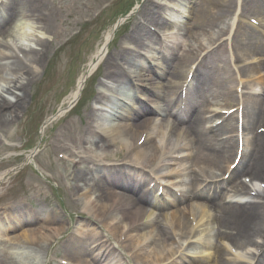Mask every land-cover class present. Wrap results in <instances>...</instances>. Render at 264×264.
<instances>
[{"label": "bare ground", "instance_id": "1", "mask_svg": "<svg viewBox=\"0 0 264 264\" xmlns=\"http://www.w3.org/2000/svg\"><path fill=\"white\" fill-rule=\"evenodd\" d=\"M231 0H225V7H230L233 2ZM0 6L3 7L2 13H0V30H7L6 34L9 33L10 38L14 40H29L30 38L26 37V35H20L17 26L14 25L13 19L17 16L27 17L31 16L33 10L35 13L37 12L35 0H5L2 2ZM43 9H45L46 15L45 20L49 19L52 15L54 16V12L49 10L48 4L45 1V6L43 5ZM208 9L211 11L209 12ZM259 4L253 0H247L243 7V12H250L253 16H260V20L264 23V19L261 17ZM200 15L203 14L202 17L193 16L194 19L203 18L205 16H212L213 21L222 22L225 11L222 9L211 10L210 6L207 4H201L199 9ZM147 18L153 20L158 19V14L156 11H151L147 14ZM19 18L16 19V21ZM44 20V22H45ZM15 21V22H16ZM22 25V22H20ZM24 26L28 25L27 22H23ZM189 24L186 23V29H188ZM51 26H48L50 29ZM45 27V30L48 31ZM20 30H24V28H20ZM53 30V27L50 31ZM145 29L141 25H134L133 31V41L137 46L142 45V37L148 35ZM23 32V31H22ZM177 32H173L170 29L165 35L166 42H170L176 36ZM259 34V30L251 26L249 24L245 25L238 34L234 33L233 36L228 37L229 45L231 44V50L234 58H238L237 54H242V56L256 55L259 52L264 53V41L257 35ZM261 33V32H260ZM4 32H0V38L3 41ZM232 37V38H231ZM231 38V39H230ZM6 40V39H5ZM4 40V43L7 42ZM31 40V39H30ZM33 40V39H32ZM227 41V43H228ZM173 42V41H172ZM2 45V44H1ZM0 45V47H1ZM38 46H40L39 50H23L25 52L26 66L20 59L13 58L17 62L8 65L7 68L0 66V103L5 105L6 110L0 114V130H2L7 124L5 119L16 113L18 111V103L17 101L10 102L4 96H7L8 92H20L27 86V82H25L24 78H21V75L24 77L29 74L28 72L21 71L23 69H29L28 64L32 63H41L42 55L47 51V44L45 42L38 41ZM178 46V45H176ZM174 47L171 53H166L163 58V67L159 69L158 74H154L155 76H151V81H156L162 78V75L166 74L168 76H172L176 79L180 77L183 78L187 71V58L189 56V52L184 50L180 55L177 54L178 47ZM204 46V44H203ZM105 49V47L103 48ZM221 49V48H219ZM24 54V53H23ZM9 60V54L0 50V61L1 57ZM256 56H253V58ZM103 52L98 50L90 59V63L87 65V69L83 71L80 75L76 89L72 91L64 100L63 104L67 105L73 100L78 92V89L84 84L86 80V73L92 71L95 67V64L102 61ZM115 64V59L110 57H105L103 59L104 67H110ZM210 63H208L209 65ZM32 67V65H31ZM186 68V71L185 69ZM32 70L34 68H31ZM264 70V63H260L258 67L250 68H242L243 74L249 72H255L258 70ZM122 72L116 74L115 78L122 80ZM201 75L199 77L193 78V82L190 87L186 91L185 96V111L184 114H180L178 111H175V107H178L180 103L179 99L171 102L170 97H173L174 90L176 88V84L172 87H168L167 85L160 84V89L166 90L167 98H161V103H165L168 107L167 111H163L162 109L159 111L162 117L170 118V123L167 126V129H170V133L163 134L158 133L157 128L158 124L152 123L153 121H161L162 119H154L152 117H148L149 110H146L141 107L139 111L133 113L132 117L125 118L122 124L113 125L112 129L106 128L105 134L107 137L104 138L110 139V141H114V138L119 140V143L127 149L130 147L131 143L134 144L135 140L139 138L140 134L143 132L145 127H150L148 131L147 138L144 140V143L133 149L131 154H128L132 158V162H134L137 166H144L150 164L157 150L160 149V145L162 142V138H166V142L173 140L175 138L180 140V143H184L185 148H187L186 152L189 150L188 160L189 164L198 163L204 164L202 162L209 161L210 165H223L224 159L229 156L231 150H235V141L234 138L227 137L225 139H217L218 137H224L232 132L233 122L229 119L223 121L219 126L215 128L207 127L208 120L203 118V108L207 107L206 104L210 103L213 99L217 97H222L227 103H236V98L231 87L230 81H227L225 73L222 72V69H218L216 72L211 71H203L200 72ZM109 78V77H108ZM4 85V86H3ZM264 85V80L260 79L255 86ZM83 87V86H82ZM174 88V90H172ZM151 96L154 97V94ZM250 98V99H247ZM178 102V103H177ZM176 103V105H175ZM108 105V104H107ZM179 108V107H178ZM243 117L249 120H254L257 122L252 127L255 129L256 126H261L264 124V92L261 94L259 98L247 97L244 96L243 108H242ZM120 118V116H119ZM237 121V120H236ZM249 122V121H248ZM248 122L242 126V134L243 138V151L241 156V163L238 166V171L243 173H248L249 171L254 177H260L264 179V134L255 135V133H251V128L248 126ZM161 124V123H159ZM178 124H186L185 130L178 129ZM162 125V124H161ZM104 127V126H103ZM235 133V130H234ZM87 139L90 136L89 133H86ZM100 139V141H102ZM137 141V140H136ZM72 142H75L72 140ZM101 143V142H100ZM98 143L97 145H99ZM94 147V146H93ZM99 147V146H98ZM101 148V147H100ZM234 148V149H232ZM232 154V155H233ZM81 162L87 163L88 159L82 158ZM191 162V163H190ZM207 165V164H205ZM249 170V171H248ZM97 174V179L91 180L87 178L86 168L79 169L74 174V179L81 184L82 186H88L89 188L95 190V198L96 201H93L90 206L85 207L88 210L90 215V219L87 223H77V226L73 230V234H71L64 243H61V247L71 254L75 259L80 258V264H86L90 262L96 264V261H101L103 264L109 263L111 260L114 261L115 264H121L120 259L108 244L103 242V234L99 232L100 229L102 232H106L110 239L116 238V245L121 246L123 248L132 247L135 243H140V248L134 253V262L136 264H144V261L150 260L151 264H183L182 260H184V254H181V259L174 260L170 263L165 262L168 260L174 253V250L167 249L163 254H153V253H144L142 252L145 247L150 245L151 243L157 244L159 247H165L166 240L168 238L167 234H163L162 239H157L154 235V227L157 224L156 220L159 219L162 212L168 213L167 217L175 219V228L177 231V235L179 238H187L190 231V226L188 223L180 218L179 212L177 209L174 211V208L178 206V204H184L192 199L195 201L201 200L204 204L203 207H200V211L193 208H188L191 211L195 212L198 217L196 218L194 224V234L192 237V243H200L202 242V236L210 237V240H216L219 237L226 239L232 244H235L237 248L250 246L254 243L255 238L263 239L264 242V206L257 205H236L231 204V200H225L223 197H217L216 194H213L212 197L207 195V191L202 192L198 190L199 183L201 182V178H199L194 172L187 169L185 173V182H186V191L182 194V200L177 201L173 196L167 194L169 202L156 204L152 200H145L144 193L135 194V187L138 183L143 182V176L138 172V170L134 168H122V173L116 171L114 166L109 168L100 167L95 169ZM103 173H105V177H103ZM120 177L119 179H114L115 177ZM77 185L73 186L75 190ZM177 188L180 185L176 186ZM90 191H86L81 195L80 201L91 197L88 195ZM219 198V199H218ZM218 199L220 203H215L217 206V210L215 212L212 211L211 215L206 212L205 209H209L207 203L210 201ZM207 206V207H206ZM117 208V211H115ZM153 210L157 212L154 216ZM50 216L47 218L48 225L55 224L50 230L47 229L45 232L38 228L36 231H23L21 237H14L15 239H20V241H26L31 244V252L23 257L18 259L17 261H9L7 264H41L45 256L49 253L48 246L50 243L57 237V232L62 231L65 227L60 226L62 223L60 221V217L50 210ZM26 215L28 219H33L30 213L22 214V216ZM165 217L163 226L165 227V221L167 220ZM146 220V223L143 221ZM8 222L14 221V216L8 214L7 218ZM19 223V220L18 222ZM10 230L16 229V223L11 224ZM209 225H214V231L211 232L209 230ZM22 226V225H21ZM124 232V239L119 243V235ZM6 233V231H4ZM11 239V238H10ZM206 241V240H204ZM221 241V239L219 240ZM256 243V242H255ZM204 247H210L209 243L204 244ZM257 247H262L261 244H257ZM166 248V247H165ZM214 251L213 255L209 258L203 260L207 261L209 264H242L241 258L235 257L228 259L224 255V248L220 246H216L213 242L211 246ZM107 250H110L108 255L104 257V254ZM162 252H164L162 250ZM188 253V252H187ZM263 257H260L257 261L258 264H264V251H262ZM224 257V258H223ZM70 260V258H67ZM72 262L79 261L71 260ZM188 262V260H186ZM256 263V264H257Z\"/></svg>", "mask_w": 264, "mask_h": 264}, {"label": "rangeland", "instance_id": "2", "mask_svg": "<svg viewBox=\"0 0 264 264\" xmlns=\"http://www.w3.org/2000/svg\"><path fill=\"white\" fill-rule=\"evenodd\" d=\"M48 1L50 4V8L57 12V18L53 25L54 33L48 34L44 31L45 34L40 37L41 39H49V46L47 48L46 55L42 59V63L40 65L34 66L35 69L40 73V75L35 77L33 80V84L30 83L23 91L21 107L19 108V112L14 115V117L18 120L13 124H9L8 127L0 132V169L23 160V156L21 155L26 154L28 150H30L31 147L33 148V146L37 143L38 132L42 121L47 117L49 112H53L56 107L59 106V102L61 98L64 97V94L74 88L78 72L82 70V67L87 62L90 54H92L95 51L96 47L101 43L100 40H102L103 34L111 26L113 20H115L116 17L123 13L126 8L132 6L136 8V0H122L121 3L119 2L115 6H112L109 10L102 14L96 22L93 21L90 24H84L81 21L84 18H90L93 13L92 11L86 10V8H93L95 11L101 4H103L107 0ZM136 5H138V9L134 12L133 16L128 19V21L123 23V27L121 26V28L118 30L121 32L115 36L114 41L111 43L112 46H109V52L107 51L109 55H111L112 53L111 48L113 47L114 49H117L124 40L126 34L131 31L134 26L133 21L137 24L140 23V20L149 23V20L145 21V19L140 18L142 13L139 11H141L144 6V0H139V3H136ZM155 8H153V6L150 7V9L153 10H155ZM228 20L229 17L224 20L223 26H226ZM23 21V19H20L22 25L20 22H17L16 24L20 35H24L22 33V30H20V28L22 27L24 28L23 32H30V28H27V25L24 26ZM211 21L212 20L210 19L203 20L202 23H205V25H209L212 23ZM37 22L38 20L36 18L34 20L32 19L28 21V23L33 25L34 27L38 25ZM196 24L197 23L193 24L194 27L198 26ZM215 26L220 27L221 25L217 24ZM215 26H207L204 29H215ZM192 29L189 30V33H187L184 40H186L188 37H191ZM7 34L9 35V33ZM73 34H75L74 38L66 44L64 40L72 36ZM38 35L40 36V34ZM202 36L203 34L196 36V40H201ZM20 42L21 44H25V40H21ZM26 43H28V41ZM30 45L34 47V42L31 41ZM190 49L192 53L198 50L194 40L191 43ZM257 54L263 55L260 54V52ZM249 56H243L241 58H247ZM222 65H224L223 62L220 64V66ZM103 72L104 69L102 70V68L100 67L98 72L96 73V75H98L99 77L101 76V80H97L98 82L95 81L94 78H91L89 80L87 89L85 90V92L89 91V93L87 94H90V91L93 90L94 86H97L99 82L102 81ZM86 96L84 97V94L82 95L81 101L79 102V104H77L74 110L67 115V118L54 122L46 127V129L44 130L42 143L40 144L41 147L44 148V150L39 155V157L36 158L35 162L53 163L52 157L50 156L47 149L52 147L55 150H59L57 146L61 145L59 141L63 139L59 138L58 131L63 128L61 127V125L65 120L68 119V122L65 125H70V127H72V130L74 131L71 133V136H77V134H80L82 132L83 127L88 122V120L82 115L83 109L89 102ZM220 100L222 101V99ZM74 115H77L78 117H75ZM19 129H21L20 132ZM160 129L161 127L158 126V133ZM10 144L15 145V147L11 148ZM126 149L127 148L125 147H123L122 149L121 146L114 145L109 150V153L111 156L114 153L124 155ZM202 163L210 164L209 161H204ZM188 165H194V167L197 168V166H199L200 164L195 162L189 164L188 161L186 163V166ZM35 175L36 173L33 171L31 166H26L19 173H17V175H11L2 185V193L4 196L0 197V206L3 203V199H5L6 197L10 199L14 198L15 195L17 196V192H15L16 189L19 186H22L24 188L23 183L25 181H35ZM26 200L32 205L40 204L42 202V200L37 197L36 193L28 194ZM69 202L70 200L67 199L68 204ZM191 206L198 208L200 204L192 203ZM160 219L163 221V216L160 217ZM162 221L160 223H162ZM156 228V233L161 234V231L165 232L163 230V227H161V224H158ZM212 230L213 228L211 227V231ZM167 248H169V246H166V248H158L156 245H150L145 248V251L155 253L163 250L165 252ZM29 249L26 252H28ZM51 249H53V245L51 246Z\"/></svg>", "mask_w": 264, "mask_h": 264}]
</instances>
